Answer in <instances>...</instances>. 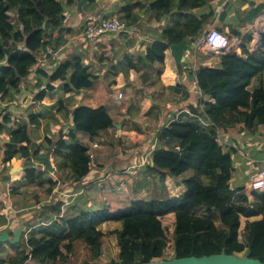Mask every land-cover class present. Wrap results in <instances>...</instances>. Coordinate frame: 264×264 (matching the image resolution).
Instances as JSON below:
<instances>
[{
	"label": "trees",
	"instance_id": "16d2710c",
	"mask_svg": "<svg viewBox=\"0 0 264 264\" xmlns=\"http://www.w3.org/2000/svg\"><path fill=\"white\" fill-rule=\"evenodd\" d=\"M210 1L151 0L149 8L157 12L159 19L173 13V21L164 28L161 38L150 42L136 60L130 58L131 67L138 72L152 67L161 73L158 69L164 64L166 50L183 38L200 37L205 25L212 22L214 8ZM78 2L0 0L1 99L19 93L21 83L34 68H38L33 79H36V99L39 101L55 89L54 83L62 85L67 94L93 87L95 76L80 57L64 60L52 72L37 67V53L41 49L50 46L56 50L61 44L60 41L56 45L53 43L56 32L62 29L67 6ZM251 5L254 8L246 14L254 20L264 8V3ZM98 6L97 0H91L83 7V13L94 12ZM139 6L140 0L115 3L118 18L129 26H140ZM207 6L208 12H195ZM231 31L241 38V54L223 53L218 64L199 65L195 78L207 96L203 101L205 112L218 127L233 117L244 123L246 128L255 129L264 124V47L251 53L249 45L253 41V33L243 34L237 29ZM22 45L29 51L20 48ZM189 68L187 63L179 64L181 71ZM44 83L45 88L40 89ZM169 88L171 91L181 90L179 85ZM140 90L144 93L143 89L137 91ZM127 95L132 98L133 92ZM70 99H60L55 108L52 107L55 110L53 124L58 123L54 122L58 112L63 114L64 120L70 118L67 131L47 136L43 143H38L31 134V128L41 124L42 112L30 111L27 119L17 120L8 107L0 106V136L8 133L3 162L13 158L24 159V168L20 171L22 179L15 181L11 188L13 195L19 194L25 181H29L26 186L45 189L48 195H52L54 189L66 180V173H71L76 183H82L93 171L90 151L98 148L92 146L93 142L90 148L78 138V133H88L90 140L98 139L94 142L103 144L108 136L100 133L116 128L115 118L104 105L78 104L70 110L69 106L75 105ZM9 100L12 101V97ZM139 110L140 106L132 102L127 113L135 117ZM191 110L200 112L194 106ZM157 135L159 143L152 151L148 167L157 177L160 197L138 198L122 209L111 211L107 206L89 209L79 198L63 207V202H42L35 194V204L41 206L33 208V217H26V231L19 246L23 249L4 257L3 253L8 249L0 246V264H26L29 260L35 264H99L105 236L100 226L110 221L120 223V227L113 231L118 240V257L110 264L203 256L220 253L223 249L228 254L248 252L251 257L264 261V190L248 192L245 188H232L234 167L231 151L225 150L220 143L217 129L205 127L198 118L182 113L178 119L160 128ZM49 146H52V162H55L58 176H48L47 171L39 166L37 156ZM190 170L195 174L183 177ZM168 177L186 187L184 194L171 196L167 192L165 181ZM0 180L10 181L6 168L0 169ZM2 206L0 201V221L5 215ZM259 214L262 218L250 224L248 238L242 241L241 215L252 217ZM217 221L224 227H219ZM79 242L85 244L88 254L80 261L70 263V255L75 253Z\"/></svg>",
	"mask_w": 264,
	"mask_h": 264
},
{
	"label": "crops",
	"instance_id": "0c3cea01",
	"mask_svg": "<svg viewBox=\"0 0 264 264\" xmlns=\"http://www.w3.org/2000/svg\"><path fill=\"white\" fill-rule=\"evenodd\" d=\"M117 1L119 0H97L99 4L98 8L94 12H87L86 14L83 13V8L80 9L78 4L74 6H67L66 18L62 29L56 32V40L53 42L54 45L57 44V41L61 42L56 49V57L53 59L48 56L45 53L46 49H41L37 53L39 58L37 67H42L48 72L54 71L55 67L68 58L80 57L82 63L87 66L89 71L95 76V83L92 88L83 89L73 94H67L64 92L62 85L54 83L55 89L50 91L43 101H39L36 99V93L38 92L36 79H33L35 77L33 75H35L38 68H34L28 78L21 83L19 93L15 96L14 94H10L3 99L0 98V106L8 107L9 111L12 112L13 117L17 118V120L27 119V114L30 111L42 112L44 114L41 119V124L31 128L32 137H34L38 143H43L47 136H54L55 133L58 134L61 130L66 132L70 126V118L67 117L66 120H64L65 117L59 112L56 114V120H54V122L58 123L53 124L52 115L55 110L52 107L58 103L60 99H73L75 105L69 106L70 110L78 104H88L94 107L100 105L106 106L109 112L114 116V118H116L115 127L117 131L115 129L113 137H122L124 133H126L125 131H128L125 126L126 122L129 124L133 122L139 123L141 122V118L139 116L144 113H146V117H148L149 120L157 123L163 122L164 126L168 124L180 110L189 109L191 106L195 107L198 104L199 96L196 93V84L191 67L181 71L170 50V47L166 50L163 68L158 69V71L161 70V73L157 72L152 67H148L146 71L142 70L139 72L131 67L130 58H132V60H136L137 55H140L143 50L145 51L150 42L161 38L164 28L172 24L173 13L159 19L157 17V12L149 8V2H151V0H140L141 6L138 7L140 26L135 27V32L133 31L129 34L108 33L94 39L88 38L84 34L86 26L93 15H101L111 19L112 17L116 18L118 9L115 7V3ZM263 3L264 0H211L210 6L214 8V18L212 22L205 25L202 35L205 34L209 28H216L227 35L233 34L231 31L232 29L240 30L243 34L251 32L253 33L254 38L252 43L249 45V51L251 53H255L258 50L263 49L264 29L260 31L258 28L255 29V27L258 22H264L262 19V16L264 17V8L259 12L254 20H250V16L246 14V11L254 8L251 4H255V6H257ZM108 10H113V13L104 15V13ZM208 11V6L195 10L196 13H206ZM259 19L262 21H259ZM14 20L15 19L13 18L12 21ZM236 48L238 53L241 54L240 44L237 45ZM221 54H223L222 51H214L206 46H203L198 55V67L203 64H218L219 56ZM45 57L47 58L45 59ZM185 63L188 64V62ZM155 72H157V78L154 77ZM45 85L46 83H44L43 87L40 89L45 88ZM175 85H179L181 90L171 91L169 86ZM152 87L156 89V91L147 95L153 102L150 103L148 108L147 105L141 102L140 97L146 96L145 90ZM131 88H135L136 90L143 89L145 95L144 93H140L141 90L139 92L137 91L138 95H140L139 98H133L132 101L126 100L127 104L122 105L120 103L121 99L118 98V94L120 92L124 94V91L127 93V90ZM9 97H12L13 100L8 101ZM56 97H58V99H55ZM128 97L129 95H126V99ZM154 97H156L155 99L157 100V103H154ZM132 102L140 106V110L136 113L135 117H130L127 113V108ZM149 120L148 122L150 123ZM218 128L220 143L223 144L225 150H230L232 155L234 167L231 178L232 188H245L248 192L253 190L250 186L252 177L264 168V124L259 125L255 129H250L246 128L244 123L231 117V120L229 118L226 119L225 124L219 126ZM141 130L142 128L139 123L136 132L141 135ZM111 132L112 128L109 129L107 133L101 132L100 134L105 136L107 135L109 137ZM7 134L8 133H4L0 136L3 138L4 142L3 145L0 144V169L2 170L3 168H6V173L8 171L10 175L16 168H20L22 170L21 167L23 166L24 159L13 158L6 164V167L2 164V160L5 155V142L8 137ZM78 138L85 144H88L90 148L92 142L99 141L98 139H95L94 141L90 140V135L84 132H79ZM101 138L103 139L104 137ZM173 143L176 144V141H173ZM141 149H145V147H141ZM42 155H45V153ZM130 155H132V153ZM149 155H151V153ZM140 157L142 158L139 153L137 156L132 155L128 161H123V159L127 158L125 156H121L120 160L112 162V167L115 168V171L117 172V167L125 162L127 163V165L124 166L126 170H118L120 171L118 172L119 174L129 177L132 173L128 172H130L131 169L138 168V173L142 176L139 180H145L146 175H143L144 171H141V168L139 167L143 165L145 168L142 169L149 171V160L146 162L144 161V164L143 158L141 160ZM51 159L53 161V156H51ZM130 162L133 163L128 166ZM98 163L99 165L94 166L93 171L84 178V181H82L83 187L78 186L80 187L78 189V187L75 188L73 184H70L71 187L75 189H73L72 192L66 190L67 194L64 196L69 197V199L65 201L62 197V201H65V203L75 201L79 197H83L82 193H85L88 189L91 190V188H93V191L95 188L100 189L101 186L98 184L101 183H104V186L108 188L109 182L116 176L117 173L112 172L109 174L108 172L105 177L103 170H101L102 163ZM40 164L39 166H41ZM53 165L55 166L54 162ZM41 167L43 169L44 165ZM96 173H98L97 176H100V181H91L90 178L94 177ZM11 179L15 182L20 178L14 176ZM85 179L88 180L86 181ZM173 180L176 186L180 187L181 190L178 194L170 195L180 196L184 194L186 187L181 182L175 179ZM1 182L2 181L0 180V183ZM87 184L90 186H87ZM35 188L39 187L35 186ZM43 190L46 192L45 189ZM142 191L144 190H136L135 195H139ZM35 194H38L40 197L41 192H30V190H28L27 192H23V194L19 192L18 195H10V193H8L5 198L0 195V201L4 206L3 212L5 213L4 217L0 221V232L7 230L12 234L13 229L16 228L22 220H26V217H33L35 212V210L33 211V208H39V204H35ZM75 194L78 195V198L77 196H74ZM50 197H52V195ZM138 198H133L132 200ZM41 201L43 202V200ZM79 201L81 202V199ZM257 203L258 201H255V204ZM21 218L22 220H20ZM261 218L262 215L260 214L252 217L241 215L240 239L241 234L243 233L244 240H246L249 235L250 224L253 221L260 220ZM5 247L13 250L15 246L6 243ZM5 253L7 252H4L3 255H5Z\"/></svg>",
	"mask_w": 264,
	"mask_h": 264
},
{
	"label": "rangeland",
	"instance_id": "374dc122",
	"mask_svg": "<svg viewBox=\"0 0 264 264\" xmlns=\"http://www.w3.org/2000/svg\"><path fill=\"white\" fill-rule=\"evenodd\" d=\"M149 4H150V2H149ZM116 18H118V15ZM262 19L264 20L263 16H262ZM259 21H262V20L259 19ZM135 27H137V26H134V29H136ZM257 27H258V30H260V29L263 30L264 29V22L263 23L258 22ZM134 32H135V30H134ZM23 46H25V45H22L21 47H23ZM188 64H189V61H188ZM161 68H163V65L161 66ZM156 75H157V72H155L154 77ZM129 90H127V93L133 92V96H132V98L129 96L126 99L127 93L124 91V96L120 101V103L122 105L127 104L126 100L131 99V101H132L133 98H139V96H140V95H138L136 89H131L130 91ZM155 91H156V89H154L153 87L146 89L145 90L146 96L140 97L141 102L144 103L145 105H147L148 108L150 106V103H153V102L151 101V99L147 95L150 93H153ZM144 95H145V93H144ZM155 98L156 97H154V103H157V100ZM55 99H58V97H56ZM55 106H54V108H55ZM156 107H157V104H156ZM132 110L134 111L135 109L133 108ZM139 117L141 118V122H139L141 125V128H142L141 135H140V133L136 132V130L139 126L138 122H133V123L129 124L128 122L125 121L126 122L125 126L127 127L128 131H125L126 133H124V135L122 137H113V134H114L116 128H112L111 135H109V137H105L106 140L104 141L103 144L97 142L100 146L97 147L98 150L93 151L94 152V156L92 157L93 168H94V166L99 165L98 162H101L102 163L101 170H103L105 177H106V174L108 172H109V174H111L112 172H115L117 174L109 182L108 188H106V186H104V183H101V184H98L99 186H101L100 189L95 188V190L93 191V188H91V190L88 189L85 191V193H82L83 197H81V198L79 197V200L81 199V203H83L89 209H93V208H97V207H101V206H107L111 211H116V210H118L120 208H124L126 205L130 204V202L133 198H138V197H144L145 198L148 196L149 197H151V196L160 197V195H161L160 189H159L160 186H159V183H158V180H157L155 173H153V172L150 173L147 170H143L142 168H145V167H143V165L141 167H139V168H141L140 169L141 171H144L143 175H146L145 180H142V181L139 180L142 176L138 173V168L137 169H131V171L128 173H132V174H130L129 177H125L123 174H119L118 172H120V171H118V170H122V171L126 170V168L124 166L127 165V163L123 162L122 164H120L116 169L117 172L115 171V168L112 167V162L120 160L121 156H125L127 158V159H123V161H128L132 155L137 156L139 153L141 154V156L143 158V163H144V161L146 162L147 159L150 160V158H151V155H149L150 150L152 152L158 146L159 140L156 137H157V133H158L159 129L163 126V122L157 123V122H154L152 120H149V118L146 117V113H144L143 115H140ZM148 120L150 121V123L148 122ZM115 121H116V118H115ZM116 131H117V129H116ZM1 140H0V144L3 145V143H4L3 138H1ZM141 147H145V149H141ZM131 150H133V151H131ZM5 151H6V149H5ZM46 152H47V150L45 147L42 150V154H44ZM131 153H132V155H130ZM0 154H1V152H0ZM51 156H53V158H54L53 153H51ZM142 158L140 157L141 160H142ZM8 162H6V163L3 162L2 164L6 167V164ZM133 162H130L128 164V166L130 164H132ZM40 165L43 166L42 164H40ZM54 167H55V170H54V172H55L57 167H56V165ZM43 169H44V167H43ZM20 170H21L20 168H18V169L16 168L12 172V174H10V181L0 183V195H2L3 198H5V196L8 195V193H10V195H13L11 192V188L13 187L14 181L11 178H13L15 176L17 178L22 179V175L20 173ZM45 171H47V170H45ZM54 172L52 173V172L47 171L46 174L48 176H55V175L58 176L57 171L55 173ZM7 173L9 174L8 171H7ZM194 174H195V171L190 170V171L186 172L183 175V177L193 176ZM97 175H98V173H96L94 175V177H91L90 178L91 181H94V180H96L95 182L100 181V179H99L100 176H97ZM118 175H120V176H118ZM66 177H67L66 180L62 181L57 186V188L54 189L52 197H50L51 195H48L43 189L35 188V186H25L24 185L21 187L19 192H21L22 194H23V192H27L28 190H30V192H41L40 198H41V200H43V202L48 201V200H49L48 202H50V201L57 202V203L63 202V204H64L63 207H65L70 203V202L65 203V201H67L69 199V197L64 196L65 194H67L66 190L69 192H72V190L77 188L78 186L83 187L82 183H76L74 181L75 179L72 177L71 173H66ZM85 180L87 181L88 179H85ZM28 182L29 181H25V184H27ZM70 184H73L75 186V188H72ZM165 185L167 186V192L171 195L172 194H178L179 191L181 190L180 187L176 186L173 178H171V177H168L166 179ZM87 186H90V185L87 184ZM80 187H78V189ZM134 189H135V191L136 190H139V191L144 190V191H142L139 195H135ZM162 193H163V190H162ZM74 196L75 197L77 196V198H78L77 194H75ZM79 196H80V194H79ZM62 197L64 198L65 201L61 200ZM54 204H56V203H54ZM40 206L41 205H39V207ZM79 209L80 208L77 207V210H79ZM20 220H22V218ZM217 225L221 228L224 227L219 221H217ZM119 227H120V223L115 222V221L106 222L100 226L102 231L105 233V236L103 238V255L100 258V260L98 261L99 264H110L113 260H115L118 257V252H119V247H118V242H117L118 240H117L116 234H114L113 231ZM243 236L244 235L242 233L241 239H242V241H245ZM20 244L21 243L16 244L13 250L8 249L7 253H5L4 256L6 257V256H8V253H10V254L15 253L16 251L23 249V247L20 249V247H19ZM244 253L245 252H242L238 255L243 256ZM86 254H88V250H87L85 244L82 242H79L76 246L75 253L70 255V263L72 261H76V262L80 261V259H82V257L85 256ZM26 264H35V263L33 261L29 260Z\"/></svg>",
	"mask_w": 264,
	"mask_h": 264
},
{
	"label": "built area",
	"instance_id": "2783aa9c",
	"mask_svg": "<svg viewBox=\"0 0 264 264\" xmlns=\"http://www.w3.org/2000/svg\"><path fill=\"white\" fill-rule=\"evenodd\" d=\"M90 21L91 22L88 23L86 26L84 34L91 39H94L99 36H103L108 33L129 34L134 31V26H129L125 21L120 20L118 18L111 19L101 15H93ZM257 28L258 27L256 26L255 29ZM192 40H193L192 45L186 51V58L189 61L193 73V78L196 84V93L199 96V102L195 107H198L200 109V112L202 113L200 112L196 113L193 110H191V108L182 109L175 116L174 120L178 119L182 113H185L190 117L198 118L201 124L205 127H215L219 133L218 126L205 112L203 101L207 99V96L203 94L195 78V74H196L195 72L199 64L198 55H199V51L202 49V46H206L207 48L214 51H222L223 53H238L236 47L241 43V38L239 36L232 34L227 35L216 28H209V30L205 34ZM45 53L53 59L56 57L57 54L56 51H54L49 46L46 48ZM46 58L47 57H45V59ZM38 62H39V58H38ZM123 96L124 94L122 92L118 94L119 99L123 98ZM219 140H220V134H219ZM98 143L93 142L92 146L99 147L100 145ZM90 155L91 157L94 156V152L92 150L90 151ZM250 186L254 190L255 189L264 190V168L258 174L252 177Z\"/></svg>",
	"mask_w": 264,
	"mask_h": 264
},
{
	"label": "water",
	"instance_id": "95a60500",
	"mask_svg": "<svg viewBox=\"0 0 264 264\" xmlns=\"http://www.w3.org/2000/svg\"><path fill=\"white\" fill-rule=\"evenodd\" d=\"M91 0H79L78 6L80 9L83 8L85 4H87ZM113 13V10H108L104 13V15H109ZM261 31V29H260ZM191 38H183L179 43L172 44L170 46V50L175 57L176 63L179 64L186 62V51L192 45ZM25 51H29V49L25 46L21 47ZM52 146L48 147L45 155H38L37 158L39 162L44 165V169L49 172H54L55 167L53 165L51 159ZM23 169V166L21 167ZM26 220H22L20 224L13 229L12 234L7 230H3L0 232V246L2 248H6L5 244L9 243L11 245H16L22 241L24 231H25ZM129 264H264V261H261L257 258H253L250 254L244 253L243 256L238 254H228L225 249H223L220 253L203 255V256H187L174 258L171 260H151L143 263H129Z\"/></svg>",
	"mask_w": 264,
	"mask_h": 264
},
{
	"label": "clouds",
	"instance_id": "9594fccd",
	"mask_svg": "<svg viewBox=\"0 0 264 264\" xmlns=\"http://www.w3.org/2000/svg\"><path fill=\"white\" fill-rule=\"evenodd\" d=\"M222 32V31H221ZM224 33V32H223ZM232 35H234V34H232ZM50 47V46H49ZM52 48V47H51ZM54 51H56V50H54ZM38 57V56H37ZM186 60H187V58H186ZM186 62H188V60L186 61ZM189 66H190V64H189ZM122 99V98H121ZM175 118V117H174ZM174 118H172L171 120H170V122H172L173 120H174ZM169 122V123H170ZM152 154V153H151ZM28 231H29V229H28Z\"/></svg>",
	"mask_w": 264,
	"mask_h": 264
},
{
	"label": "flooded vegetation",
	"instance_id": "af4514ba",
	"mask_svg": "<svg viewBox=\"0 0 264 264\" xmlns=\"http://www.w3.org/2000/svg\"><path fill=\"white\" fill-rule=\"evenodd\" d=\"M25 231H26V225H25ZM25 231H24V234H25Z\"/></svg>",
	"mask_w": 264,
	"mask_h": 264
}]
</instances>
